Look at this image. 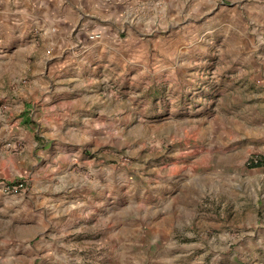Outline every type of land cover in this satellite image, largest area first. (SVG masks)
Returning <instances> with one entry per match:
<instances>
[{
	"label": "rangeland",
	"instance_id": "1",
	"mask_svg": "<svg viewBox=\"0 0 264 264\" xmlns=\"http://www.w3.org/2000/svg\"><path fill=\"white\" fill-rule=\"evenodd\" d=\"M39 6L38 0H0V233L22 237L25 221H39L46 213L59 220L56 202L75 204L81 187L108 177L112 190L126 192V219L140 222L145 214L151 219L145 210L154 205L151 193L157 189L164 196L174 190L180 196L197 195L220 183L226 203L222 209L231 215V181L249 172L256 205L245 217L251 224L262 219L264 0H140L106 24L102 35L87 38L88 51L78 58L98 64L94 72L89 67L84 73L102 78L87 89L94 90V104L102 113L76 118L80 126L83 120L93 123L86 133L81 129L52 134L37 128L40 143L64 155L54 164L32 145L33 134L18 137L13 125L33 80L52 91L58 82L54 78L46 82L47 77L39 74L47 59L55 60L49 56L55 53L56 40L49 29L54 26L44 24ZM76 43L64 40L69 53L78 52ZM26 93L31 108H37V94ZM252 158L258 166L249 165ZM106 168L109 174L102 176ZM200 200L207 204L208 214H202L199 205L196 210L186 206L188 212L173 214L176 222L141 224L145 240L138 249L145 257L139 261L264 264V227H246L241 215L238 222L222 226L212 216L220 205ZM45 203L47 210L40 208ZM22 206L30 207L29 215ZM93 216L97 213L83 219L87 231L96 222ZM169 224H176L170 240L149 242L154 225ZM39 231L32 227V241L49 232ZM166 242L178 247L187 242L191 252L186 259L158 253ZM90 260L75 264L113 263Z\"/></svg>",
	"mask_w": 264,
	"mask_h": 264
},
{
	"label": "crops",
	"instance_id": "2",
	"mask_svg": "<svg viewBox=\"0 0 264 264\" xmlns=\"http://www.w3.org/2000/svg\"><path fill=\"white\" fill-rule=\"evenodd\" d=\"M139 1L38 0L44 24L47 26L49 23L53 24L54 27L48 28L54 31L53 34L56 39L54 41L55 53L49 56L50 60L51 58L55 60L48 62L47 59L43 71L39 74L47 77L46 82L51 81L53 78L54 81L58 82L52 91L47 90L46 87H41L39 80H33L32 85L24 92V98L26 99L22 101L18 117L13 123L18 137L26 136V133H30L36 138L37 128L46 130L45 132L57 134L70 132V130L72 132L78 130L79 132L81 129H84L86 133V129L92 127L93 123L89 124L84 120L80 126L76 118L101 115V106L96 107L94 104V98L96 97L94 90L87 89L88 85H96L97 81H101L102 78L96 77L93 73L95 66H98V64L95 62H85V60H81L78 56L88 51L87 44H85L87 38L96 39L91 38V36L94 34L102 35L105 31L104 29L109 27L106 24H112L114 18H121L123 12H127V7H131ZM44 33L47 35V30ZM69 38L77 42L75 46H78V52L70 51L71 53H69V48L64 45V40L68 41ZM89 67L94 70L87 77L84 71ZM80 84H82L81 88L78 86ZM27 91L30 92L31 96L37 94L36 98L39 101L37 108H31L30 99H27ZM38 91L42 93L39 94ZM98 97L100 98V96ZM97 123L99 121H96V125ZM40 142L42 140L39 141L36 138L32 141V145L39 148L41 152L45 151L46 156L51 157L49 159L51 164L56 163V158L59 156H64L61 153L57 154L58 151H50L47 144ZM61 147L65 152V145ZM66 147L68 150L70 149L69 145ZM65 155L67 158L70 157L69 153ZM77 157L79 163H81L82 157ZM109 169L106 168V172H103L102 176L105 173L108 175ZM249 175L251 174L247 172L246 176L241 177L239 175L237 176V180L235 179L236 181H231L232 192L229 195L231 199L230 203L233 206L231 215L228 212L225 213L222 209L226 203L222 202L224 189L220 183L213 187V191L197 193V195L183 193L180 196V193H176L174 190L169 192L167 196H164L165 194H160L157 189L151 193L154 197V205L145 210V212L150 213L151 219H148L145 214L146 219L142 216L140 222L137 219H134L137 222L126 219V206L124 205L126 192L125 190L122 192L121 188L112 190L109 184V177L107 180L103 179L101 183L95 184L93 182V185L91 184L92 182L88 183L86 186L89 188L83 189L80 186L81 190L76 195L78 201L76 200L75 204H66V200H61L60 203L56 202L54 204L58 205L55 208V212L61 211L59 220L57 218H49L50 215L46 213L40 216L39 221L26 220V233L22 237H18L17 233L13 235L7 232L6 234L0 233V246L2 250L5 248L0 252V264H30V262H34L35 260H38V263L42 264H75L76 262L93 261L90 259L109 260L113 262L112 264H128V261L132 262V264H142L139 258L141 256V259H144L145 252L138 249L142 244V240L143 242L145 240L144 233L142 234L144 232L142 225L148 224V226H151L155 220V223L167 220L172 221L174 220L173 214L188 212L186 206H191L193 210H196L199 205L200 209L203 210L201 213L204 215L208 214L204 208L207 204L200 203L201 197L206 200H214L215 205H220V208L218 206L219 209L215 206L213 209L215 214L212 216L222 226L227 221H230V223L234 221L238 222V218L241 215V223L246 224V227H264V216L259 222H254L253 224H251L252 221H249L245 217V214L254 210L256 205L254 198L255 187L253 179ZM116 191L118 193H115ZM116 195L122 196L117 197ZM112 196L117 197L116 200H112ZM96 200H101V203H98ZM46 203L48 202L46 201ZM46 203L44 206L41 205L40 208L44 210L49 209ZM22 207L29 215L28 211L30 207ZM43 212L45 213L46 211ZM91 212L97 213V216H93L96 222H92L94 226L89 227L87 231L86 221L83 219ZM99 214L102 215L99 216ZM185 221L189 223L187 218ZM150 222L152 223L149 224ZM173 222L176 221L174 220ZM9 224L10 222L8 221ZM175 225H161L160 227L154 225L152 227L153 234L149 236V242H157L159 239L170 240L171 231ZM32 227L41 229L37 234L49 232L32 241ZM139 230H141L139 232L140 238L137 239L134 236L137 235ZM190 234V232H186V235L189 236ZM178 244L180 247L176 246L175 243L166 242L165 246L158 253L167 252L169 256L178 255L182 259L183 257L186 259L185 256H188L191 252L190 244L187 242ZM159 264H165V262Z\"/></svg>",
	"mask_w": 264,
	"mask_h": 264
},
{
	"label": "trees",
	"instance_id": "3",
	"mask_svg": "<svg viewBox=\"0 0 264 264\" xmlns=\"http://www.w3.org/2000/svg\"><path fill=\"white\" fill-rule=\"evenodd\" d=\"M249 165H250L251 167H255V166H258V165H259V162H257V161H256V162H252V161H251V162L249 163Z\"/></svg>",
	"mask_w": 264,
	"mask_h": 264
},
{
	"label": "built area",
	"instance_id": "4",
	"mask_svg": "<svg viewBox=\"0 0 264 264\" xmlns=\"http://www.w3.org/2000/svg\"><path fill=\"white\" fill-rule=\"evenodd\" d=\"M93 37H94V36H91V38H93ZM251 161H252V162H256V161H257V159H255V158H252V160H251ZM251 161H250V162H251ZM250 162H249V163H250ZM19 185H21V184H19Z\"/></svg>",
	"mask_w": 264,
	"mask_h": 264
}]
</instances>
